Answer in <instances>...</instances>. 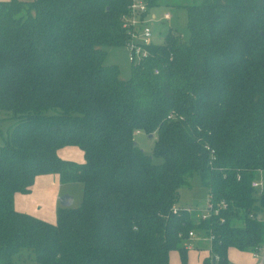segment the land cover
Masks as SVG:
<instances>
[{
    "label": "trees",
    "instance_id": "16d2710c",
    "mask_svg": "<svg viewBox=\"0 0 264 264\" xmlns=\"http://www.w3.org/2000/svg\"><path fill=\"white\" fill-rule=\"evenodd\" d=\"M126 5L0 0V264H168L171 250L186 264L195 231L212 237L202 264H227L228 248L264 243V0L184 4L188 39L169 30L123 79L104 59L126 41ZM63 146L83 161L59 159ZM49 173L80 183V203L52 223L16 211L13 194ZM193 173L225 205L205 220L175 206Z\"/></svg>",
    "mask_w": 264,
    "mask_h": 264
},
{
    "label": "rangeland",
    "instance_id": "374dc122",
    "mask_svg": "<svg viewBox=\"0 0 264 264\" xmlns=\"http://www.w3.org/2000/svg\"><path fill=\"white\" fill-rule=\"evenodd\" d=\"M197 2L199 0H155L152 6H148L147 12L150 18L148 25L151 30L153 44H160L169 30L179 35L181 40L186 41L188 39V29L183 5ZM164 13L169 15L168 19L162 17ZM105 51L104 63L116 64L119 68L120 78H127L129 76V63L126 59V49L123 46L107 47ZM11 124L10 113L0 110V146L8 138ZM154 139V135L148 137L142 132L133 135L134 142L142 152L151 156L153 163H159L161 159L152 155ZM63 189L69 191L68 195L72 199L71 206H77L81 199V184L76 182L67 183L63 186ZM207 202V189L200 183L197 175L193 173L188 179V186L178 189L175 206L181 209H192L200 213L206 208ZM256 216L258 220L264 221V209L260 210ZM193 236L195 237L190 238ZM193 236H188L186 240L181 242V245L186 249V264H202V259L207 256L209 243L207 239L201 238L203 236L201 232L195 231ZM237 253L234 249L228 248L226 258L229 262L235 261L238 257ZM168 256V264H180L177 250H171ZM24 263L26 262H20L19 264Z\"/></svg>",
    "mask_w": 264,
    "mask_h": 264
},
{
    "label": "crops",
    "instance_id": "0c3cea01",
    "mask_svg": "<svg viewBox=\"0 0 264 264\" xmlns=\"http://www.w3.org/2000/svg\"><path fill=\"white\" fill-rule=\"evenodd\" d=\"M56 155L62 160L83 161L82 151L75 146L60 147L56 150ZM65 184L67 183H61L57 174L54 173L37 175L27 193L17 192L13 194V208L18 212L52 223L55 221L56 209L60 207L58 202L60 195L69 194L67 189H63ZM201 238L206 239L204 235ZM234 251L238 252V257L232 262L226 258L227 264H252L253 260L248 252L236 249Z\"/></svg>",
    "mask_w": 264,
    "mask_h": 264
},
{
    "label": "built area",
    "instance_id": "2783aa9c",
    "mask_svg": "<svg viewBox=\"0 0 264 264\" xmlns=\"http://www.w3.org/2000/svg\"><path fill=\"white\" fill-rule=\"evenodd\" d=\"M126 2V11L120 15V26L126 34L123 47L126 49V59L130 64L150 57L152 54H150L147 47L153 42L148 25L150 18L147 12L146 0H126ZM162 17L168 19L169 15L164 13ZM153 72L156 73L157 70L154 69ZM261 186L260 176L250 183V187L255 189L257 193H260ZM224 206L223 203L213 206L211 202H207L206 208L200 212V219L205 220L211 214L216 215L218 207ZM188 236H193V232H188ZM211 238V236L206 237L208 243ZM248 253L253 260L252 264H264V243L255 250L248 251ZM214 260H216V257H214Z\"/></svg>",
    "mask_w": 264,
    "mask_h": 264
},
{
    "label": "water",
    "instance_id": "95a60500",
    "mask_svg": "<svg viewBox=\"0 0 264 264\" xmlns=\"http://www.w3.org/2000/svg\"><path fill=\"white\" fill-rule=\"evenodd\" d=\"M148 137H150V136H148ZM58 202H59V205L61 207H69V206H71L72 199L69 195L62 194V195H60Z\"/></svg>",
    "mask_w": 264,
    "mask_h": 264
}]
</instances>
